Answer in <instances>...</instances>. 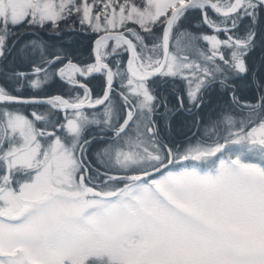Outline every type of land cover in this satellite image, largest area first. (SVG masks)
Segmentation results:
<instances>
[{"label":"snow or ice","instance_id":"snow-or-ice-1","mask_svg":"<svg viewBox=\"0 0 264 264\" xmlns=\"http://www.w3.org/2000/svg\"><path fill=\"white\" fill-rule=\"evenodd\" d=\"M191 11L202 15L194 26L214 34L179 28ZM70 18L104 33L94 63L77 65L62 43L35 37L21 52L39 55L37 78L20 71L11 80L39 89L54 69L83 97L22 98L0 86V264H264V55L259 66L251 60L264 53V0H0V59L20 43L11 29L49 28L62 41L59 22ZM121 48L123 69L107 62ZM101 73L103 95L93 100L77 77ZM156 78L184 83L176 105ZM250 85L260 90L255 102L238 95ZM214 91L231 105L194 121L203 125L195 144L161 137V118L170 128L172 118L208 106ZM44 103L51 113L31 118L11 107ZM232 106L247 116L237 119ZM92 127L99 132L86 137ZM96 140L94 168L87 156ZM214 157L207 170L168 169Z\"/></svg>","mask_w":264,"mask_h":264},{"label":"trees","instance_id":"trees-1","mask_svg":"<svg viewBox=\"0 0 264 264\" xmlns=\"http://www.w3.org/2000/svg\"><path fill=\"white\" fill-rule=\"evenodd\" d=\"M75 15V14H74ZM215 18V17H213ZM202 21V15L200 11H191L188 12L184 18L179 22V28L185 29L196 35H204L209 33L204 26L195 27L194 25H200ZM59 28L63 33V40L61 41L59 38L50 36V29L47 28H39L33 27L30 28L27 25H24L17 29H11L15 34V38L20 41L16 46V50H13L11 55L5 53V57L0 59V86H4L6 90L10 91L12 95L18 97H41L47 98L50 96H54L60 94L59 89H64L65 85L58 77H53L52 72L54 69L49 70V75L47 78V82L43 83L39 89H33L30 86L28 80H24L22 84H17L16 81L11 80V74L13 72H26L30 74L31 79L37 78L34 75H31L33 63L37 66L41 64V60L39 55H31L30 51L25 54L21 52L22 46L34 39L35 37H40L42 40L52 43V44H60L62 43L63 48L67 50L70 54V58L74 63L80 66H85L89 63H93V54H92V43L97 35L88 31L86 27L81 26L79 24L78 19L73 20L69 19L62 23H59ZM71 29L72 31H69ZM162 29H159V33H161ZM176 29H174V32ZM20 33H35V36L32 35H24L21 37ZM11 44V41L9 42ZM203 45L204 42H201ZM49 52L55 51V49H49ZM123 53L118 57H109L108 61L111 64H114L116 60L122 62V69L125 68L127 61V53L121 49ZM264 55L260 49H257L251 57L252 63L259 66L260 57ZM47 58V57H46ZM115 70V69H114ZM43 79V74L39 77ZM80 80L85 84L89 89H91V98L94 100L98 96L103 95L104 87H105V76L103 73L101 74H92L86 78H80ZM118 83V81H117ZM155 85H158L159 93L166 95L169 99L170 105H176L177 95H183L184 91V83L180 80L172 81H162L160 78H156L152 81ZM22 92H25L23 95ZM82 96L84 94V89L77 87L76 95ZM238 95L244 101L255 102L256 98L260 95V90L256 85H250L246 87L242 92L238 93ZM115 97V93L113 94ZM114 103H118V98H115ZM21 104H13L11 107L16 108ZM231 105V101L228 96L220 93L219 91H214L211 94V103L203 108L199 113L195 115H190L185 112L177 117L172 118L171 127H167L165 125V120L163 118L160 119V128H161V137L166 140L170 145L175 144L177 146H183L189 141L195 144L202 135L203 125H196L194 121L197 120L200 116H205L208 118L209 116L214 115L222 108H228ZM22 106V105H21ZM100 109H86L88 112L99 111ZM232 112L236 115L237 119H241L247 116V111L241 112L238 107L232 106ZM26 114V113H24ZM59 116V113H57ZM200 128L201 132H198L197 129ZM99 132V129L92 127L86 133L85 136H94ZM100 141L96 140L89 147L90 153L89 158L95 159V153L97 147L99 146ZM219 155V154H218ZM93 167H99L96 161H89ZM185 166L187 168H191L192 166L197 169L204 170L200 163L195 161H187L186 163H174L169 167L178 168L179 166ZM103 171V169H101Z\"/></svg>","mask_w":264,"mask_h":264},{"label":"flooded vegetation","instance_id":"flooded-vegetation-1","mask_svg":"<svg viewBox=\"0 0 264 264\" xmlns=\"http://www.w3.org/2000/svg\"><path fill=\"white\" fill-rule=\"evenodd\" d=\"M207 14H208V16H210L212 18L215 17L214 14L210 11V9H208ZM213 19H215V18H213ZM204 28L207 29L208 31H210L209 30L210 28H207L206 26H204ZM221 38H223V34H221ZM77 80H79L80 83H83L80 80V77H77ZM63 84L65 85V88L64 89H59L60 94H57V95H59V96H61L63 98H68V99L74 98L77 87H72L66 82H63ZM22 93H23V95H25V92H22ZM57 95H54V96H57ZM54 96H50V97H47V98L39 97V99H48V98H51V97H54ZM81 97H83V95ZM24 98H37V97H24ZM21 105L16 106V108L19 111H21L23 114L26 113L25 115H29V118H31L30 113L33 112V111H36V112L42 113V114H46V115L51 113V110L49 109V107H48V105L46 103H44V104H21ZM53 115L58 116L57 113H54ZM59 117L62 119L63 118V113H59ZM53 122H55V121H53ZM38 127H39V125H38ZM89 153H90V150H88V156H89ZM88 156H87V162L96 161V159H90ZM92 175L94 176L95 173L93 172Z\"/></svg>","mask_w":264,"mask_h":264},{"label":"rangeland","instance_id":"rangeland-1","mask_svg":"<svg viewBox=\"0 0 264 264\" xmlns=\"http://www.w3.org/2000/svg\"><path fill=\"white\" fill-rule=\"evenodd\" d=\"M56 2L58 3L59 2V0H56ZM88 2L89 3H91V0H88ZM119 2L120 3H123V0H119ZM137 2H139V0H137ZM97 6H99V5H97ZM210 9V8H209ZM117 11H118V8H117ZM210 11L213 13V11L210 9ZM94 12H95V7H94ZM161 19H163V17L161 18ZM62 22H64V21H61V22H59V23H62ZM128 27H135L138 31H140V29H139V26L138 25H135V24H133L132 22H128V25H127ZM84 27H86V29L88 30V31H90V32H92V33H94L95 35H99V34H103V32H93L92 30H91V28H89L88 26H87V24L86 25H84ZM162 25H157L155 28H154V32H155V36L156 37H159L161 34H162V30H161V33H159V29H162ZM47 29H49V28H47ZM211 32H209V33H206V34H209V35H211V34H214L213 32H212V30L211 29H209ZM12 31V30H11ZM14 31V30H13ZM142 35H145L144 33H142ZM205 35V34H204ZM153 39H154V37H150V36H146V42L147 43H149V45L153 42ZM10 42V41H9ZM110 43H114V42H110ZM122 50H123V48H121ZM121 49H120V51H121ZM127 62V61H126ZM89 64H91V63H89ZM88 65V64H87ZM126 66V65H125ZM88 112V111H87ZM89 113H91V112H89ZM225 155H228V153H225ZM249 159H254L253 157H249ZM189 161V160H188ZM192 161V160H191ZM214 161H216V158L214 157V158H212L211 160H208V161H195V162H198V163H200L202 166H204L203 167V169L204 170H207L208 168H211V167H213L214 166ZM186 163L187 161H184V160H177L175 163ZM218 162V161H217ZM170 166V165H169ZM168 166V169L169 170H171V171H179L181 168H187V167H185V166H179L178 168H171V167H169ZM192 167H194V166H192Z\"/></svg>","mask_w":264,"mask_h":264},{"label":"water","instance_id":"water-1","mask_svg":"<svg viewBox=\"0 0 264 264\" xmlns=\"http://www.w3.org/2000/svg\"><path fill=\"white\" fill-rule=\"evenodd\" d=\"M101 35H103V34H101ZM100 36H98L96 39H98ZM96 39L93 41V44H92V54H93V58H94V48H95V41H96ZM127 55H128V58H129V54L128 53H127ZM125 68H126V66H125ZM40 100H46V99H40Z\"/></svg>","mask_w":264,"mask_h":264}]
</instances>
